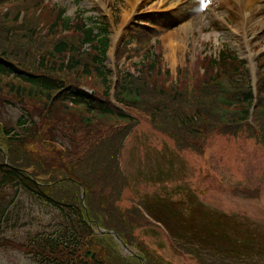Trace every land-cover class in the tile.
<instances>
[{"label":"rangeland","instance_id":"1","mask_svg":"<svg viewBox=\"0 0 264 264\" xmlns=\"http://www.w3.org/2000/svg\"><path fill=\"white\" fill-rule=\"evenodd\" d=\"M246 1L44 0L42 5L39 19L42 28L57 24L63 27L62 20L57 21V15L63 10V16L71 21L74 29L86 20L101 21L109 29L110 46L104 62L112 72L108 74L109 83H104L93 72L89 77L77 79L78 75L64 73L57 67L54 69L56 76L77 80L83 84L82 87L93 90V94L103 95L107 84L115 85L119 68L129 70L135 76L139 73L141 76L143 70L142 79L149 90L144 94L145 99L156 98L157 102L170 104L178 112L201 107L210 119L205 120V131L209 132H204L202 136H190L191 145L181 147L180 141L156 128L169 124L153 123L148 112L128 109L139 122L125 133L119 157L121 171L127 180L125 187L117 190L121 191L119 205L122 208L138 206L142 214L132 227L138 243L143 241L152 252L172 264H264V125H260L262 120L257 117L249 124L238 126L230 125L229 120H222L215 113L217 90L204 87L208 79L206 75L214 68L211 58H218L223 52L243 60L252 85L258 82V60L264 59V0L253 2V15H249ZM9 7L0 9L6 11ZM150 18L154 19L153 23L146 24L144 20ZM0 26L3 31L7 30L5 24L0 22ZM66 32L70 38L76 37L68 29ZM172 32H176L173 37L170 36ZM139 33H148L153 37L147 43L148 59L136 55L133 50H119L123 46L133 48L138 45L142 48L145 42L135 40ZM20 34V31H15L14 37L7 39L5 33L0 32V51L8 49L14 52L15 55L9 57L10 62L19 64V61L24 69L38 71L31 55L39 54L42 47L36 45L38 42H29L27 37L20 46ZM152 43L155 46L151 48ZM28 49L29 53L25 54ZM90 50L87 44L86 51ZM154 60V67L148 65L142 68L141 64ZM135 63H139L141 72H135ZM239 63L236 64L239 66ZM47 65L52 66V63ZM10 78L0 77V117L12 122L15 115L28 110L38 121L47 118L49 113L44 100L13 95L10 86H7ZM158 90L164 94H156ZM55 115L59 121L54 119L53 126L59 130V139L54 143L38 139L33 141L31 149L39 156L56 157L57 148L78 152L77 145H73L67 137H73L77 143L78 135L83 138L84 131H98L97 128L102 127L108 132L129 128L125 121L113 118L94 121V125L84 129L76 122L73 124L78 121V111L56 112L52 116ZM201 123L198 120L194 130H203L204 124ZM209 123L211 126L208 127ZM175 127L179 130L180 123L177 122ZM84 142L85 139H82L81 143ZM109 151L107 149L104 153ZM0 152V159L10 162L6 148L0 145ZM27 169L29 171L26 172H32L34 167ZM41 178L51 179L46 175ZM66 184L78 187L73 183ZM74 187H69V197L77 194ZM48 189L61 194L59 185ZM80 190L81 187L79 195L83 201L85 190ZM14 193V189L6 187L0 192V200L12 209L15 204L21 218L23 214L26 220L31 216L30 219L34 217L35 221L38 217V224L47 225L59 215L52 206L43 205L23 193L16 197ZM8 216H0V264H38L23 250L25 239L36 230L35 225L7 227V222H11L9 219L6 221ZM113 225L119 230L117 224ZM94 230L98 235H110L117 246L115 253L121 251L124 257L138 256L140 264L144 261L148 264L138 250L139 246L127 245L118 230L96 225ZM85 251L90 253L86 258L92 256L91 249L86 248ZM128 263L138 264L137 261Z\"/></svg>","mask_w":264,"mask_h":264},{"label":"trees","instance_id":"2","mask_svg":"<svg viewBox=\"0 0 264 264\" xmlns=\"http://www.w3.org/2000/svg\"><path fill=\"white\" fill-rule=\"evenodd\" d=\"M43 2L44 0H0V7L10 6L6 11L0 9V22L5 24L4 27L7 29L3 31V27L0 26V32L5 33L7 39H12L15 31H20L18 41L20 46H23L26 41L24 38L27 37L29 42L34 44L38 42L36 45L42 47L39 54L31 55L38 71L24 69L19 65V61V64L10 62L9 57L15 55L14 52L8 49L0 51V77H11L7 86H10L9 90L18 98L43 99L49 113L47 118L44 117L41 121H38L28 110L19 112L12 122L0 117V145L6 148L11 157L10 162L0 159V192L10 187L15 190L16 197L22 193L26 194L43 205L52 206L59 215L47 225H41L38 224V217L35 221L32 219L34 217L30 219L31 216L26 220L23 214L21 218L15 204L12 209L8 204H4V200H0V216L9 214L6 221L11 220V222H7V227L29 223L35 225L36 230L25 239L23 250L38 264H126L132 261L140 264L138 256L124 257L121 251L115 253L114 248L117 246L112 242L110 235H98L94 230L95 225L118 230L113 224L119 226L118 231L127 245L139 246L138 250L148 264H172L152 252L143 241L138 243L132 231L136 220L142 214L138 206L122 208L119 205L120 190L127 182L120 168L119 157L123 150L124 137L127 135L125 133L139 122L128 109L148 112L153 123L169 124L156 128L166 131L175 140L180 141L181 147L184 144L191 145L190 136H202L204 132H209L205 131L207 128L205 120L210 121V119L201 107L189 112H178V109L170 104L157 102L156 98L145 99L144 94L149 90L142 79L143 70L142 75L140 76L139 73L137 77L129 70L119 68L115 85L107 84L103 95L89 92L77 80L56 76L55 67L64 73L78 75L77 79L82 76L89 77L93 72L104 83H109L108 74L112 72L104 64L110 46L109 29L107 24L101 21L97 23L87 20L82 25H76L75 28L78 29H74L70 25L71 21L63 16V10H59L57 21L61 19L64 28L58 27L59 24L55 27L47 25L42 28L39 19ZM144 21L150 24L154 19ZM65 27L69 32L74 33L78 40L73 41L75 38H70L67 32L64 33L67 30ZM136 35L139 36L135 37L137 42H145L142 48L138 45L133 48L123 46L119 47V50L123 51L125 48L127 51L133 50L136 51V55L148 59L147 43L153 38L152 35L148 33ZM87 44L90 51H86ZM150 46L152 48L155 45L152 43ZM30 50H26L25 54ZM48 62H51L52 66L47 65ZM210 63L214 68L206 75L208 79L204 87L217 90L215 113H218L222 120H229L232 126L249 124L250 120L254 121L256 117L262 120L260 125H264V59L258 60L260 72L255 88L252 86L249 70L243 60L223 52L218 58H211ZM136 64L135 72L137 70L141 72L139 63ZM154 64L155 60L141 65L142 68L148 65L152 68ZM13 79H17V83ZM156 94L161 95L164 92L158 90ZM75 111H78V121H74L73 124L75 125L76 122L84 129L94 125V121L113 118L125 121V125L129 128L108 132L102 127L97 128L98 131L96 129L84 131L86 133H83V138L78 135L77 143L73 137H67L73 145H77L78 152L76 150L74 153L70 148H59L60 150L57 148V158L37 155V152L31 149L33 141L38 139V141L54 143L59 139L57 135L59 130L53 126L59 119L56 118L57 115H52L56 112ZM198 120L204 124L203 130H194L193 126L198 125L196 124ZM177 122L181 125L179 130L175 127ZM209 126L211 123L208 124ZM190 128L191 130L188 131ZM82 139H85L84 143H81ZM199 147L202 150V147ZM107 149L110 151L104 153ZM0 158H2L1 152ZM32 167H34L32 172H26L29 171L26 168ZM43 175L50 176L52 180H44L41 178ZM66 183H73L78 187ZM58 185L61 194L48 189L50 186L54 188ZM69 187H74V191H78L73 197H69L71 192L67 193ZM79 187L82 191L85 190L84 203L81 194L79 195ZM118 189L120 190L117 191ZM86 248L92 251V256L89 258L85 257ZM125 258H127L126 262H124Z\"/></svg>","mask_w":264,"mask_h":264},{"label":"bare ground","instance_id":"3","mask_svg":"<svg viewBox=\"0 0 264 264\" xmlns=\"http://www.w3.org/2000/svg\"><path fill=\"white\" fill-rule=\"evenodd\" d=\"M254 1H256V0H247L246 1L249 15H253L252 4ZM186 26H187V24H186ZM175 34H176V32H174V33L172 32L170 36L173 37L172 35L175 36Z\"/></svg>","mask_w":264,"mask_h":264},{"label":"water","instance_id":"4","mask_svg":"<svg viewBox=\"0 0 264 264\" xmlns=\"http://www.w3.org/2000/svg\"><path fill=\"white\" fill-rule=\"evenodd\" d=\"M123 247L125 248H128L127 245L123 244ZM90 253L89 252H86L85 256H88ZM144 264H145V261H144Z\"/></svg>","mask_w":264,"mask_h":264}]
</instances>
